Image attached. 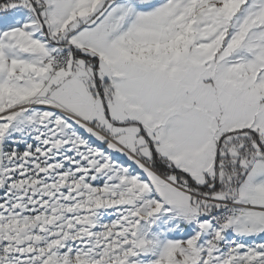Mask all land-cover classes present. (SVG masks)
Segmentation results:
<instances>
[{
    "label": "rangeland",
    "instance_id": "374dc122",
    "mask_svg": "<svg viewBox=\"0 0 264 264\" xmlns=\"http://www.w3.org/2000/svg\"><path fill=\"white\" fill-rule=\"evenodd\" d=\"M52 9L68 21L76 13L117 10L124 20L171 22L193 40L189 53L201 46L205 80L232 70L236 90L264 106V0H5L0 264H264V237L234 239L229 227L220 247L205 249L210 223L201 214L218 203L184 192L177 176L157 172L160 178L98 127L41 98L32 78L49 55L43 21ZM255 135H233L224 150L230 170L214 199L238 200L240 162L264 146Z\"/></svg>",
    "mask_w": 264,
    "mask_h": 264
},
{
    "label": "crops",
    "instance_id": "0c3cea01",
    "mask_svg": "<svg viewBox=\"0 0 264 264\" xmlns=\"http://www.w3.org/2000/svg\"><path fill=\"white\" fill-rule=\"evenodd\" d=\"M43 22L48 56L64 47L80 54L69 73L54 76L40 61L34 74L41 98L98 127L141 163L160 160L198 186L209 183L215 192L205 196L215 198L230 170L224 150L233 135L252 131L264 140V106L236 90L232 70L205 80L201 46L189 53L193 40L173 23L124 20L117 10L76 13L68 21L53 9ZM240 166L245 173L236 196L254 208L231 223L230 237H264V153L252 148Z\"/></svg>",
    "mask_w": 264,
    "mask_h": 264
},
{
    "label": "built area",
    "instance_id": "2783aa9c",
    "mask_svg": "<svg viewBox=\"0 0 264 264\" xmlns=\"http://www.w3.org/2000/svg\"><path fill=\"white\" fill-rule=\"evenodd\" d=\"M73 59H74V51L69 47H64L59 49L56 53L43 58L41 60V67L43 72H45L49 76H54L60 73L65 74L71 71ZM36 77L37 75L33 76L32 79H35ZM44 84H46V82H44ZM48 105L51 104L49 103ZM51 106L55 110L68 115L67 111L60 109L54 105ZM85 124H87L92 129H95L91 124L88 123ZM158 175L161 176L160 174ZM161 177L164 178L163 176ZM179 187L182 188L184 192L189 193L200 200H205L210 203H218L220 205V207L215 210H206L201 214L202 221L210 223L209 231L204 233V235L207 236V240H206L207 244L204 248L207 250H208V246L214 248L220 247L221 244L227 240L226 231L227 228L231 225V223L234 220L242 217L245 211L252 210L254 208L253 206L242 203L238 200L219 201L205 195L196 194L190 191L189 189L186 190L182 185Z\"/></svg>",
    "mask_w": 264,
    "mask_h": 264
},
{
    "label": "trees",
    "instance_id": "16d2710c",
    "mask_svg": "<svg viewBox=\"0 0 264 264\" xmlns=\"http://www.w3.org/2000/svg\"><path fill=\"white\" fill-rule=\"evenodd\" d=\"M4 1H5V0H0V6H1L2 4H4ZM72 50H73V49H72ZM73 51H74V56H75V55L78 56V55L80 54V52L77 51V50H75V49H74ZM83 56H85V57H89V56H87V55H83ZM247 132H250V133L254 134V132H252V131H247ZM255 136H256V141H257V143L261 145V143H260V141H259L257 135H255ZM260 149H261V151L264 153V146H263V145L261 146ZM156 160H157V159H156ZM152 168L155 169V170H156L157 172H159L160 174H164L166 177L169 176V175H171V174L177 176L178 181H180V182H185L186 185H187V187H188V189H189L190 191L197 192L199 195H211L213 192H215L214 189L211 190V189L208 188L209 183H208V185H206V186H198V185H197V184H196V183L190 178V176H189L188 174H186V173H184V172H181V171L177 170V169L174 168V167H169V166H167V164H166V165L163 164L160 160H158V162H154V163L152 164Z\"/></svg>",
    "mask_w": 264,
    "mask_h": 264
},
{
    "label": "bare ground",
    "instance_id": "6f19581e",
    "mask_svg": "<svg viewBox=\"0 0 264 264\" xmlns=\"http://www.w3.org/2000/svg\"><path fill=\"white\" fill-rule=\"evenodd\" d=\"M170 183V182H169ZM184 191V190H183ZM248 258V257H247Z\"/></svg>",
    "mask_w": 264,
    "mask_h": 264
}]
</instances>
